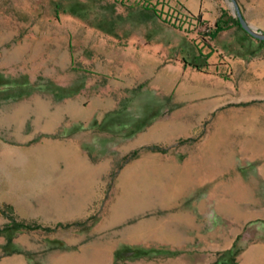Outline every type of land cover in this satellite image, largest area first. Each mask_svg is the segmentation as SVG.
<instances>
[{"label": "rangeland", "instance_id": "374dc122", "mask_svg": "<svg viewBox=\"0 0 264 264\" xmlns=\"http://www.w3.org/2000/svg\"><path fill=\"white\" fill-rule=\"evenodd\" d=\"M235 3L264 33V0ZM147 5L0 0V264L105 263L111 254L112 264H129L138 253L98 250L91 229L148 199H171L173 211L189 197L205 199L206 241L239 232L226 250L188 253L189 264H232L221 258L231 248L237 264L247 246H264V40L240 26L231 0L214 22L219 30ZM187 17L183 31L171 25L180 29ZM129 38L160 47L156 77L169 75L168 91L149 80L114 87L124 76L111 44ZM93 94L117 110L101 123L100 115L75 122ZM57 204L60 214L86 207L88 215L55 225ZM143 208L138 215L151 214ZM11 217L39 227L9 234L1 229Z\"/></svg>", "mask_w": 264, "mask_h": 264}, {"label": "crops", "instance_id": "0c3cea01", "mask_svg": "<svg viewBox=\"0 0 264 264\" xmlns=\"http://www.w3.org/2000/svg\"><path fill=\"white\" fill-rule=\"evenodd\" d=\"M123 4L137 3L144 4L143 8L150 9L154 3H163V10L169 11L175 18L181 13L188 14L191 21L196 17L199 18L201 25L212 24L218 19L221 14V6L223 0H120ZM139 7V6H138ZM141 8V7H139ZM186 11V13H185ZM157 12V11H156ZM159 12V11H158ZM181 28L177 23L171 24L180 32L189 24V18H183ZM174 20V18H173ZM171 19V22L173 21ZM150 25V21H144ZM191 27V24L189 25ZM220 33L214 38L217 39ZM124 42V40H123ZM124 44V43H123ZM110 49H116L115 58L122 61L121 73L124 76L123 81H117L114 85L117 89L128 91L137 84L149 80L152 87H162L164 91L170 89V77L167 79L157 78L156 70L159 64V56H161L160 47L149 41H142L139 38L128 39L124 46H115L111 44ZM104 53L108 54L111 60V51L108 48H101ZM214 52L209 55V58L214 56ZM87 61V60H85ZM101 71V70H99ZM101 71V74H105ZM165 75V74H164ZM84 90H91L90 84L84 85ZM102 90V89H101ZM104 91H111L109 86ZM93 99L83 110L85 116L79 117L72 115L71 118L76 121L89 120L91 117L100 115V122L107 115L114 113L118 107L115 103L104 104L99 94H93ZM111 102V101H110ZM114 111V112H113ZM56 117V116H55ZM57 118V117H56ZM58 123V118L54 120ZM59 150V148H58ZM70 156L77 157L75 151L68 152ZM201 181V178L199 179ZM184 199L178 207V211H173L171 199H148L144 202H139L137 209L133 213H124L122 217L117 216L114 219H100L91 229L92 233H98L100 236V247L98 250L114 253L117 249L126 246V250L131 253H138L137 258L129 261V264H189L188 253H203L205 250L219 252L231 247L233 241L239 232L233 230L227 234L220 236L216 233V238L211 241H206V236L212 235V231L205 236L203 214L205 213V199ZM143 205V206H142ZM146 205V206H145ZM152 211L147 216H140L137 212L141 210ZM59 205L57 204V213L51 218L52 223L69 225L72 221L85 218V208H68L64 213L60 214ZM213 209L217 213L220 211L218 200L213 204ZM79 212L76 214V212ZM160 211V213H157ZM26 219L41 221L42 225H49L51 222L47 219H41L37 215H25ZM38 218V219H35ZM114 231L111 232V230ZM218 230V228H217ZM262 249V251H261ZM168 252H179V257L176 259L170 258ZM264 262V246H247L242 250L237 264H260ZM159 261V262H157ZM113 254L110 261L105 263L99 259L90 261L89 264H112Z\"/></svg>", "mask_w": 264, "mask_h": 264}, {"label": "trees", "instance_id": "16d2710c", "mask_svg": "<svg viewBox=\"0 0 264 264\" xmlns=\"http://www.w3.org/2000/svg\"><path fill=\"white\" fill-rule=\"evenodd\" d=\"M220 20L216 22L215 26H216V30L221 29L220 27ZM39 225L38 224H30L24 221H17L15 220V218L11 217V223H7L5 224L1 230L3 231H7L9 234L12 233L13 231H18V230H23V229H34V228H38ZM236 252V250L234 251L232 248L225 251L222 255L221 258H227L231 260V263L234 264L233 262V255ZM229 257V258H228Z\"/></svg>", "mask_w": 264, "mask_h": 264}, {"label": "water", "instance_id": "95a60500", "mask_svg": "<svg viewBox=\"0 0 264 264\" xmlns=\"http://www.w3.org/2000/svg\"><path fill=\"white\" fill-rule=\"evenodd\" d=\"M234 5H235V9H236V14H237V18L239 21L240 26L246 31L248 32L250 35H252L253 37L260 39V40H264V33L261 32H257L254 29H252V27L249 25V23L245 20V18L243 17L242 13L240 12L238 6L235 3V0H231Z\"/></svg>", "mask_w": 264, "mask_h": 264}]
</instances>
